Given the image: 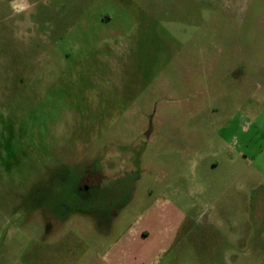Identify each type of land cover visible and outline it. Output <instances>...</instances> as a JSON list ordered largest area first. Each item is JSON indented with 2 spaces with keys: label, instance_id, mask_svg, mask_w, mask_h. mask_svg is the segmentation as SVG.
I'll return each mask as SVG.
<instances>
[{
  "label": "rangeland",
  "instance_id": "374dc122",
  "mask_svg": "<svg viewBox=\"0 0 264 264\" xmlns=\"http://www.w3.org/2000/svg\"><path fill=\"white\" fill-rule=\"evenodd\" d=\"M15 2L0 264H264V0Z\"/></svg>",
  "mask_w": 264,
  "mask_h": 264
},
{
  "label": "clouds",
  "instance_id": "9594fccd",
  "mask_svg": "<svg viewBox=\"0 0 264 264\" xmlns=\"http://www.w3.org/2000/svg\"><path fill=\"white\" fill-rule=\"evenodd\" d=\"M12 6L17 11H21V10H23L24 7H26V5L18 3V2H15V0H14V3H13Z\"/></svg>",
  "mask_w": 264,
  "mask_h": 264
},
{
  "label": "flooded vegetation",
  "instance_id": "af4514ba",
  "mask_svg": "<svg viewBox=\"0 0 264 264\" xmlns=\"http://www.w3.org/2000/svg\"><path fill=\"white\" fill-rule=\"evenodd\" d=\"M148 128H150V129H151V126H150V125H148L147 129H148Z\"/></svg>",
  "mask_w": 264,
  "mask_h": 264
}]
</instances>
